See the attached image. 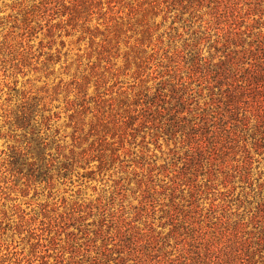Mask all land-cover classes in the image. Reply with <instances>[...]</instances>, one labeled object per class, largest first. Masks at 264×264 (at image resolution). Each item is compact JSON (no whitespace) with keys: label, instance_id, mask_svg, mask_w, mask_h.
Here are the masks:
<instances>
[{"label":"rangeland","instance_id":"1","mask_svg":"<svg viewBox=\"0 0 264 264\" xmlns=\"http://www.w3.org/2000/svg\"><path fill=\"white\" fill-rule=\"evenodd\" d=\"M259 43L264 0H0V264H194L264 228L231 102Z\"/></svg>","mask_w":264,"mask_h":264},{"label":"trees","instance_id":"2","mask_svg":"<svg viewBox=\"0 0 264 264\" xmlns=\"http://www.w3.org/2000/svg\"><path fill=\"white\" fill-rule=\"evenodd\" d=\"M120 29V26L116 27L112 36L119 37L122 33ZM259 50L263 55L256 59L255 64L250 65L245 72H242V69L236 71L237 74L242 73L240 79L237 80V86L240 90H233L236 93L231 95V102L237 105L246 104L245 114H252L255 118L253 120L263 127L261 134L264 136L263 43H259ZM237 66L238 63L235 64V69ZM240 97L244 100H240ZM244 233L250 235L245 237ZM219 244L221 246L218 248ZM204 249V258L199 263L194 264H264V228L261 227L254 233L236 229L232 238L223 243L221 242V235L215 234L209 240L204 241ZM197 253L194 251V254ZM194 258L195 256L191 257V259Z\"/></svg>","mask_w":264,"mask_h":264}]
</instances>
